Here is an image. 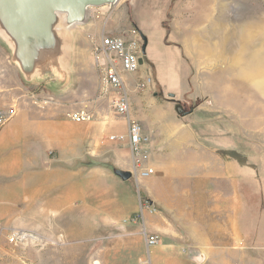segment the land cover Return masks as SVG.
Here are the masks:
<instances>
[{"label": "rangeland", "instance_id": "obj_1", "mask_svg": "<svg viewBox=\"0 0 264 264\" xmlns=\"http://www.w3.org/2000/svg\"><path fill=\"white\" fill-rule=\"evenodd\" d=\"M132 29L143 43L148 38L140 70L127 75L133 114L153 135L151 164L167 162L147 187H138L132 217L141 198L173 189L187 199L202 191L212 252L193 256L183 243L180 264H264V0H119L89 8L86 19L74 24L58 13L52 39L33 42L31 68L18 57L17 42L0 18V107L11 119L24 107L54 108L67 119V112L87 108L95 119L83 122L82 132L97 129L106 139L116 133L111 125L123 119L93 64V42L103 32L128 37ZM144 77L152 78L151 85L137 89ZM157 207L152 224L161 214ZM172 224L185 236V228ZM17 232L27 238L11 242V232L8 239L20 251L51 248L49 264H91L90 243L68 238L62 244L57 233L42 230Z\"/></svg>", "mask_w": 264, "mask_h": 264}, {"label": "crops", "instance_id": "obj_2", "mask_svg": "<svg viewBox=\"0 0 264 264\" xmlns=\"http://www.w3.org/2000/svg\"><path fill=\"white\" fill-rule=\"evenodd\" d=\"M118 122L111 125L116 133L127 127L124 120ZM82 123L54 108L24 107L0 132V264H20L22 259L26 264H49L51 248L31 245L20 251L9 241L11 232L22 229L57 233L62 244L68 238L90 243L91 264H142L147 259L141 222L126 219L137 209L133 203L138 187H147L153 175L133 183L117 175V169H132L126 146L111 141L112 134L105 139L97 129L84 135ZM108 141L116 146L104 145ZM88 144L92 151H85ZM152 165L162 172L167 162L156 160ZM176 192L169 189L168 195L157 193L151 199L161 208L155 223L150 218L159 209L148 214L147 223L162 237L151 249L156 264H180L183 243L193 256L210 257L212 252L210 233L202 222L208 203L202 191L187 199ZM167 217L185 228V236ZM186 219L194 222L185 225Z\"/></svg>", "mask_w": 264, "mask_h": 264}, {"label": "built area", "instance_id": "obj_3", "mask_svg": "<svg viewBox=\"0 0 264 264\" xmlns=\"http://www.w3.org/2000/svg\"><path fill=\"white\" fill-rule=\"evenodd\" d=\"M92 60L102 78L105 93H110L111 107L116 117L127 123L124 132H118L109 136L113 142L125 145L131 154L132 173L137 181L146 179L155 174L156 170L151 164L155 152L153 135L148 133L143 124L134 116L132 100L129 90L128 74L136 73L142 66L143 42L140 32L132 29L128 37L112 35L103 32L98 40L93 42ZM152 83L151 77H144L135 84L137 89H145ZM45 101L44 103H47ZM8 110L0 107V132L11 119ZM67 116L76 122L94 121L95 113L87 108H79L67 112ZM158 211L156 204L150 199H140L139 211L126 221L135 220L141 222L140 234L146 242L148 257L142 264H156L151 258V249L161 243V236L151 232L146 223L148 214ZM31 238H34L32 234ZM26 234L17 231L9 238L11 242L23 241ZM30 238V239H31ZM32 240V239H31Z\"/></svg>", "mask_w": 264, "mask_h": 264}, {"label": "water", "instance_id": "obj_4", "mask_svg": "<svg viewBox=\"0 0 264 264\" xmlns=\"http://www.w3.org/2000/svg\"><path fill=\"white\" fill-rule=\"evenodd\" d=\"M119 0H0V18L10 36L17 42V55L25 67L35 65L33 42L50 41L58 13H65L70 24L81 23L91 7L111 5ZM13 34V35H12ZM143 53L148 38L143 37ZM143 62V59L142 61ZM124 180L133 176L130 170L117 169Z\"/></svg>", "mask_w": 264, "mask_h": 264}, {"label": "bare ground", "instance_id": "obj_5", "mask_svg": "<svg viewBox=\"0 0 264 264\" xmlns=\"http://www.w3.org/2000/svg\"><path fill=\"white\" fill-rule=\"evenodd\" d=\"M61 14H63V15H65L66 16V14L65 13H61ZM13 35V34H12Z\"/></svg>", "mask_w": 264, "mask_h": 264}]
</instances>
